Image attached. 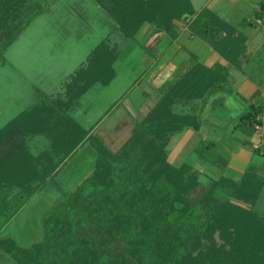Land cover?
I'll list each match as a JSON object with an SVG mask.
<instances>
[{"label":"trees","instance_id":"obj_1","mask_svg":"<svg viewBox=\"0 0 264 264\" xmlns=\"http://www.w3.org/2000/svg\"><path fill=\"white\" fill-rule=\"evenodd\" d=\"M96 1L128 39L144 22L173 37L174 21L188 16L190 35L205 41L224 63L190 67L112 150L69 114L91 86L107 85L114 77L118 49L100 41L49 103L22 110L0 127V221L9 220L50 182L78 146L88 142L94 150L91 174L44 220L42 238L29 246L2 238L0 246L17 264H264V213L254 208L264 175L245 169L239 179L221 174L203 184L199 170L189 162L172 164L166 151L174 133L201 125L196 114L174 106L227 85L232 89L228 66L241 68L246 36L208 7L195 11L191 0ZM20 30L6 32L0 57ZM249 98L232 130L261 154L264 131L259 147L249 139L258 127L264 130L261 90ZM35 135L48 136L50 146L32 155L26 139ZM192 152L206 163H228L209 138L200 139Z\"/></svg>","mask_w":264,"mask_h":264},{"label":"crops","instance_id":"obj_2","mask_svg":"<svg viewBox=\"0 0 264 264\" xmlns=\"http://www.w3.org/2000/svg\"><path fill=\"white\" fill-rule=\"evenodd\" d=\"M191 3L195 11H199L203 7H208L224 20L234 25L246 36V58H244L241 68L228 66L229 82L232 87V89L229 90L232 94L235 92L236 94L239 93L240 95L245 96L244 99L248 103L250 100V95L257 88H259L261 90L263 99L264 113V90L261 86L262 82H257V80L253 77L257 73H264V37L262 38V35H264V0H202L198 4L195 3V0H191ZM101 7L102 6L96 0H0V37L6 39L5 36L7 31L10 32L17 30L16 27H19L21 23V19L19 17L26 15L25 12L30 10H34V12L29 14L30 16H40L47 11L46 14H48L49 17H55L58 15L63 17L66 15H78L81 13V11L87 9V16L95 15V17H97L98 15V19L93 20V18H89L88 27L86 28L94 29V24L99 22L107 26L113 25V28L119 31L116 23L109 16H107L106 12L103 11ZM256 11H262L263 13L260 17H256L254 14ZM242 19H246L248 22L240 23ZM51 22L53 25H55L54 19H52ZM56 24H59V22H56ZM188 24V16H184L181 20H175L174 25L176 32L173 37L163 30H158L153 24L144 22L132 39L125 38L122 36L120 31L116 37L117 39L112 40L111 38H108L107 41L111 44H116V48L118 49V56L113 63V68L115 71L114 77L107 85L96 83L91 86L80 97L76 105L79 104L81 98L93 87L96 89L101 88L100 90H102L103 93L105 92V89L103 88H112L113 82L118 78V72L115 70V64L120 60L124 62V68H126L128 74L130 73L132 75H128V79L132 77V82L129 85L125 84L124 88L114 93V98L110 105L102 111L100 110V115L97 114L96 117H94V120H92L93 122L91 124L88 123L83 125L72 114L76 105L70 109L69 114L82 127L91 130L93 133H96L112 150L118 149L121 143H123L129 137L135 121L141 119V117H143L154 106V104L163 96V94L184 76L190 67H192L197 62L208 66L215 62L224 63V60L214 50H212V48L205 41L196 36L190 35ZM61 26H64V24ZM24 29V27H21L20 33H22ZM99 37L100 38H98L96 43H99L103 40L101 36ZM18 38L19 34L13 40V43L18 40ZM117 41L119 42L117 43ZM251 41H254L255 43H261L259 45L260 47L256 49L257 46H255L252 50V46H249ZM123 44L124 46L122 47ZM96 45L97 44H95V46ZM95 46L92 44L91 46L83 47V60L80 61V65L84 63L88 54ZM258 51L261 53L260 58L254 57L255 53ZM125 55L127 56V59L125 58ZM257 63L258 66H256ZM261 64L262 67H260ZM249 67H251V69H249ZM231 69L241 73L243 79H239L240 81L237 80V77L231 74ZM215 92L216 91H214V94H216ZM209 100L210 94L208 93L201 99L192 100L189 103L176 104L174 106V110L177 112H191L196 114L201 121V125L198 130L185 128L171 136L166 146V151L167 159L172 164L178 166L185 162H180L181 154L183 153L181 146L183 145L185 139H188L190 135L187 134L180 139H177L178 141L173 140V136L180 134L185 130H191L192 132L194 131V135H196L195 133H199L202 128L205 129L206 133L209 135L215 134L213 124L209 121L207 122V119L205 120L206 123H203L201 120L202 115H207V118L210 117V109L207 108ZM263 113L261 119L264 123ZM239 133L241 134V132ZM258 133L260 136H262V131H258ZM255 134L256 133L254 132V134L249 137L250 141L256 138L254 136ZM231 135L233 138H238L236 143L230 141L229 138L225 141L221 138L216 141L212 139L215 142L216 150L228 161L225 166L206 163L193 156L192 150L197 143L189 150L187 161L189 163L190 161L202 162L199 169L195 167L197 170H199L200 175L205 174L213 177L212 172H215L217 173V177L221 174H224L230 178L239 179L245 169H254L260 175H264V163L261 165H256L253 163L251 166H249V159L251 163L250 156L255 153L252 152V149L249 146L242 144V141L245 142V139L239 135ZM39 136L43 135H35L32 136L31 139ZM202 138L204 137L199 138L197 142ZM257 139L260 140L259 137ZM27 145L32 155L39 154L31 150L29 143H27ZM81 145L76 148L73 154L79 151ZM244 152H246L244 154L246 156L245 159L246 161L248 159V161L243 166L240 163H236V159ZM261 154L264 156V152ZM71 155L72 154L68 155L60 163L56 172L59 171L61 166ZM190 157L191 159L189 160ZM234 173L240 174L239 176H234L232 175ZM228 174H231V176ZM48 184L49 182L45 186ZM45 186L43 188H45ZM40 190H36L34 194ZM30 197L28 198V201ZM261 199H264V185L254 206L256 211L264 213V210H260L258 208ZM28 201H26L9 220L0 221V239H2V236L6 234V230L9 228V222L17 223L15 219L13 220V218L21 212L22 208H24ZM18 222H20V224H25L24 220ZM29 222L34 221L31 220ZM42 222H44V220H42ZM14 236L11 238L14 241L21 239L15 234ZM27 239L29 238H26V240Z\"/></svg>","mask_w":264,"mask_h":264},{"label":"rangeland","instance_id":"obj_3","mask_svg":"<svg viewBox=\"0 0 264 264\" xmlns=\"http://www.w3.org/2000/svg\"><path fill=\"white\" fill-rule=\"evenodd\" d=\"M201 1L195 0V3L198 4ZM101 8L105 11L103 7ZM32 12L34 10L26 11V15L19 17L21 23L16 28L23 27V24L26 22L24 25L25 29L22 33H19L18 40L14 43L12 42L4 50L3 56L0 57V126L22 110L30 109L34 105L41 103H49V99L60 91L71 72L80 65V61L83 60V47L98 44L96 42L100 38L99 36L103 40H108V38L112 40L117 39L116 37L119 33V31L113 28V25L107 26L99 22L94 24V29L86 28L88 27L89 18H93V20L98 19V15L97 17L95 15L87 16V9H84L78 15H66L63 17L60 15L49 17L46 14L47 11L40 16H30L29 14ZM52 19L55 20V25L52 24ZM56 22H59V24H56ZM63 24L64 26H61ZM5 37L6 39L0 37V43L8 40V36ZM263 37L264 35H262ZM260 44L251 41L249 46H252L251 49L253 50L255 46L258 49ZM254 57L260 58V51L255 53ZM123 63L120 60L115 64L118 78L113 82L112 88H103L105 89L103 93L100 90L101 88L96 89L93 87L81 98L79 104L76 105L72 112L80 123L83 125L91 124L94 117L97 114L100 115V110L102 111L110 105L114 98V93L124 88L125 84L129 85L132 82V77L128 79V75L131 74H128ZM256 66H258V63ZM260 67H262V64ZM231 74L237 77V80L243 79L241 73L234 69H231ZM253 77L257 82H262L261 86L264 90V73H257ZM229 89L230 86L227 85L216 90V94L214 92L210 93V100L207 106L210 109V117L207 118V115L201 116L203 123L209 121L213 124V128L215 129L214 135L207 134L206 130L202 128L199 133H195L196 135H194V131L185 130L173 136V140H177L187 134L190 135L181 146L183 153L180 152L182 153L180 162H188L187 156L189 150L201 137L210 138L215 141L219 138L224 141L229 138L230 141L236 143L238 138H233L231 135L235 134L246 139L242 133H239L240 131H233L232 129L239 115L247 109L248 103L244 99L245 96L239 93L236 94L235 92L232 94ZM258 131H262L263 133V127L257 128L254 135L256 138L250 141L255 147H259L263 141ZM258 137L260 140L257 139ZM31 138L32 136L27 138V143H29L33 152L40 153L46 148L49 149L50 140L48 136L43 135L34 139ZM245 153L237 157L236 163H240L243 166L246 164L248 159L246 161ZM250 157L251 163L249 159V166L253 163L256 165L264 163V156L262 154L255 153ZM190 163L199 169L202 162L190 161ZM93 166L94 150L89 146L88 142H85L81 145L79 151L75 154L72 153L65 161L49 184L33 194L29 201L27 200L28 202L21 212L13 218L17 223L9 222V228L8 230L5 228L6 234L4 233L5 235L2 237L13 238L15 234L18 238H21L16 240L18 244L24 246H29L32 242L39 241L43 235L42 226L44 222L42 220H45L53 213L54 208L63 200L67 192L74 190L78 183H81L91 174ZM239 174L234 173L232 175L239 176ZM228 175L231 176V174ZM212 176L217 177V173L212 172ZM213 177L203 174L199 175V180L201 183L207 184L209 183V178ZM219 193L221 197L227 196L223 191H219ZM258 208L264 210V199H261ZM21 220H24L25 224L18 222ZM31 220L34 222H29ZM26 238L29 239L26 240ZM0 264H17L11 254L1 246Z\"/></svg>","mask_w":264,"mask_h":264}]
</instances>
